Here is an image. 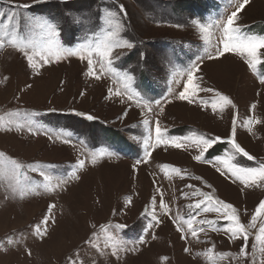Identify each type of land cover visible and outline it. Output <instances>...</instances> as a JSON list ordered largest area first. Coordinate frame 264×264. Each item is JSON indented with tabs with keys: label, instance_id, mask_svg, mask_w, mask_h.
<instances>
[{
	"label": "rangeland",
	"instance_id": "obj_1",
	"mask_svg": "<svg viewBox=\"0 0 264 264\" xmlns=\"http://www.w3.org/2000/svg\"><path fill=\"white\" fill-rule=\"evenodd\" d=\"M236 2L67 0L65 3L62 0H42L33 4V0H15L18 4L32 5L29 10H18L22 15L56 18L55 22L62 26L59 39L65 47H74L89 36L93 41L98 39L107 26L101 19L97 27L95 13L103 14L123 4L125 12L120 17L126 26L124 35L132 39L135 47L132 50L117 49V54L123 52L124 55L114 59L113 66L121 73L132 69L130 74L135 78L132 88L153 101L154 112L147 114L149 125L143 124L145 116L134 102L109 95L110 87L122 89L119 83H114L117 78L112 74L100 80L88 77L85 74L86 61L70 57L44 65L37 75L26 58L11 45L6 43L0 47V115L19 111L18 122L30 119L39 129L35 133L26 127L23 130H0V152L25 163L53 166L48 169L53 183L68 180L54 192L40 188L38 194L21 198L18 193L12 194L7 180L0 178V241L9 237L16 241L15 245L4 244L0 248V264H68V256L78 257L81 253L87 258L85 264L96 261L98 264H251V255L248 259L237 258L242 239L230 241L223 231H213L207 226L199 239L190 235L181 239L182 234L172 222V217L177 215L187 218V214L193 212L187 206L198 198L202 199L192 197V189L186 185H194L204 192L215 190L219 199L239 210L245 225L249 224L252 213L264 199V186L245 188L229 174L217 172L216 169L223 166L215 160V157L227 156L232 151L227 137L231 134L233 115H238L240 122L253 115L264 121V84L259 82L264 65L258 66L257 73H253L236 54H227L214 61L205 60L202 71L196 74L201 78L197 83L228 95L236 105L235 109L228 107L222 113L219 110L213 112L211 103L218 98L210 92L198 93V97L208 100L207 107L201 105L199 99L189 104L173 100L169 95V89L176 94L182 90L186 74L181 73L190 67L197 55L203 54L206 47L198 31L190 25V18L199 16L204 23L223 20L234 10ZM13 10H17L14 5L0 0V11ZM65 13L69 15L65 16ZM72 18L82 19L83 26L73 23ZM177 24L181 27H176ZM238 24L248 32L264 34V0H251L239 14ZM211 30L214 33L212 42L216 44L221 33L215 27ZM24 36H29L27 30ZM141 52L146 53L145 59L141 58ZM165 53L172 64L163 60ZM165 97L170 102L163 105L165 111L160 113L154 101ZM125 110L126 116L123 115ZM77 113L90 114L96 119L89 120L86 115ZM157 118L169 136L183 138L195 131L210 137L220 136L222 140L207 150L203 161L193 159L199 149L189 143L184 148L160 145L150 149L148 162L137 164L144 157L143 140L150 130L154 134ZM57 134L69 138L70 143L57 140ZM236 140L256 158L248 160L238 156L236 162L241 166L254 167L264 161V123L255 125L252 132L238 123ZM100 151L113 155L98 159L96 164L86 162L83 168L76 167L78 159ZM163 165L181 169V175L171 174V179L166 178ZM73 173L80 178L76 179ZM30 175L29 187L44 183L38 174ZM157 188L161 189L170 206L169 215L159 208ZM182 192L189 193V196L184 197ZM153 196L156 197V215L161 220L158 225L149 215ZM49 204H55L52 212L55 223L49 222L48 235L41 238L33 229L48 214ZM217 215L214 212L201 213L197 220L216 219ZM117 224H126L127 227L118 229L115 228ZM149 224L152 227L149 228ZM218 224L225 226L226 222L220 220ZM102 226L120 234V239L129 248L141 235L146 242L139 245V251L107 255L102 247L106 241ZM258 228L259 221L255 228L249 229V254L253 251V243L260 247L255 241ZM92 232L99 237L93 239V245H101L95 251L84 243ZM213 245L216 253L230 252L233 255L216 256L208 261L207 256L212 254L206 250ZM186 247L189 252L184 251ZM96 252L101 255L97 257ZM262 257L264 253L258 252L256 264H261Z\"/></svg>",
	"mask_w": 264,
	"mask_h": 264
},
{
	"label": "snow or ice",
	"instance_id": "obj_2",
	"mask_svg": "<svg viewBox=\"0 0 264 264\" xmlns=\"http://www.w3.org/2000/svg\"><path fill=\"white\" fill-rule=\"evenodd\" d=\"M10 5H14L17 10L4 12L0 11V17H5L0 19V47L5 46V44L11 45L15 50H17L24 58H26L30 68L35 70V74L39 75V69L44 65L51 64L53 62H59L61 60L76 57L81 61L87 62V68L85 74L88 77L94 78L96 80L102 79L108 74H112L117 79L114 83H119L122 86L117 87L115 90L113 88H108V93L110 96L126 98L127 101L134 102L137 108H140L142 114L145 116L143 124L149 125L150 121L147 118L148 113L154 112L153 101L151 99H145L144 96L135 91L132 88L133 80L135 79L131 75L132 69H129L123 73L119 72L116 67L113 66L114 59H120L124 55L123 52L117 54V49L132 50L135 45L132 39L124 35L126 31V26L120 17V14L125 12V6L119 4L115 10L108 9L106 13H100L99 11L95 13V22L97 27H99V22L102 19L103 23L107 26L103 35L98 39L93 41L89 36L87 39L80 43H77L74 47H65L61 44L59 36L61 25L55 22L54 17H48L45 15H22L20 9L29 10L32 5L29 4H18L15 0H3ZM42 0H33V4H38ZM62 2H67V0H62ZM231 3V0H229ZM251 3V0H237L234 10L226 15V18L220 21H211L208 23L203 22V18L193 15L190 18V25L198 31L200 39L206 45L203 54L197 55L194 61L190 62V67H188L184 73L186 74V80L183 81L182 90L178 91V94L173 93L169 89V95H171L173 100L187 101L189 104L196 103L199 99V103L205 107L208 105V100L198 97L199 92H210L214 93L215 97L211 103V108L213 112L219 110L221 113L225 111L226 108L231 107L236 108L232 99L213 88H205L197 83V80L201 79L196 74L202 71V65L205 60L214 61L224 58L227 54L238 55L243 62L248 66V68L253 72L257 73L258 66L264 65V34L251 33L245 28L238 24L239 14L246 9V6ZM65 13V16H68ZM73 23L78 26H83V20L72 18ZM176 27H181L180 24L175 25ZM215 27L221 33V36L216 44H213V29ZM27 30L29 36L25 38L24 32ZM38 30V31H37ZM94 56L97 57L94 59ZM140 56L142 59L146 58V53L141 52ZM163 60L167 61L168 64H172V61L168 59L167 54H163ZM6 79V78H5ZM175 83H180V81H173ZM259 82L264 84V74L259 75ZM30 87V85H29ZM83 95V93H81ZM167 97L162 99H156L154 104L159 108L160 113L165 111L164 104L169 103ZM131 107V104L129 105ZM255 108V105H252ZM78 115H86L87 119H96L95 116L86 113H77ZM27 113L24 114L27 117ZM124 116L127 115V110L123 113ZM21 113L19 111L7 112L4 115H0V130L2 131H12L13 128L17 130H23L25 127L29 132L35 133L39 129L31 122L30 119H26L24 123L18 122ZM241 123L242 126L247 127L249 132L253 131L255 125L264 123L256 116H250L245 121L240 122L238 115H233L232 117V128L231 134L227 137V143L231 146V153L227 156H217L215 160L223 166V168H217V172L222 175L229 174L234 181H238L245 188H254L264 186V161H260L254 167L241 166L236 162L238 156L246 157L248 160H255L256 158L250 155L236 140L237 126ZM52 137L49 136V139ZM57 140H62L64 144L70 143L69 138H62L59 134L56 135ZM222 137L215 136L210 137L205 134H199L193 132L190 136H185L183 138L176 136H169L167 129L162 128L160 120L157 118L155 120L154 134L150 130L147 137L143 140L145 147L143 160H138L136 163H147L151 157L150 149H155L160 145H170L174 148H184L186 144L191 143L199 149V154L195 155L193 159L195 161H203L205 153L208 149L212 148L217 142L221 141ZM113 155L111 152L100 151L98 153L91 154L90 157L85 159H78L76 162V167L83 168L86 162L96 164L98 159H102L105 156ZM210 163V162H209ZM53 166L51 165H41L37 163H25L21 160L13 158L0 152V178L8 181V188L11 190L12 194H19L21 198L37 193L40 188L46 192H54L57 188H60L63 184L68 183V180H57L53 183V177L49 174L48 169ZM135 168V165H133ZM163 174L166 178L171 179V174L180 176L182 170L170 166L163 165ZM36 173L44 181L42 185H33L29 187L31 183V175ZM76 179L80 177L73 173ZM197 180H201L202 177H195ZM207 182L205 181V184ZM186 187L191 188L192 197H202V199H196L192 204L187 207L193 209V212L187 214V218L180 215L172 217V222L176 225L177 231L181 235V239H186L189 235L194 239H199V235L205 231V226L213 231H223L229 238L230 241L242 239L243 244L241 245L237 258L248 259L251 255V264H256L257 253H264V199L260 200L259 204L252 213L249 224L245 225L241 220V214L239 210L232 205L227 203L222 199H219L215 195V190L211 192H204L203 190L196 188L194 185H186ZM208 187H211L210 185ZM243 191V189H241ZM157 193L159 194V208L165 214H170V206L165 202L163 197V192L160 188H157ZM181 195L188 197L189 193L182 192ZM131 201L129 200V203ZM152 211L149 213L152 221L155 224H160L161 220L156 215V197L153 196L151 199ZM55 208V204L48 205V214L40 221L39 224L34 226V234L44 238L48 235V225L49 222L55 223V219L52 216V212ZM217 213L216 219H199L197 217L201 213ZM223 220L226 222L225 226H220L218 221ZM259 221V228L255 234V241L259 243L260 247H257L256 243L252 244V253L249 254V229L255 228L257 222ZM126 224H117L115 228L125 229ZM148 227H152L151 224ZM106 233V241L104 243L103 250L104 253L111 256H119L120 252L126 251H139V245L144 244L146 241L141 235L138 240L132 242V247L129 248L127 243L120 239V234H116L114 231L108 229L107 226H102L101 229ZM93 239H99L96 232L91 233V237L84 241L86 246L92 248L95 251L96 248H100L99 243L93 245ZM153 239L155 236L153 235ZM16 241L12 238H6L4 241H0V248H3L4 244L15 245ZM215 246L210 247L206 250L208 255V261H212L216 256L221 258L232 256L230 252H215ZM185 252H189V248H184ZM30 254V253H29ZM100 252H96V256L99 257ZM162 259H167L163 257ZM68 264H85L87 261L86 257H83L81 253L78 257L76 255H70L67 257ZM93 264H98V261L93 262ZM261 264H264V257L261 258Z\"/></svg>",
	"mask_w": 264,
	"mask_h": 264
},
{
	"label": "bare ground",
	"instance_id": "obj_3",
	"mask_svg": "<svg viewBox=\"0 0 264 264\" xmlns=\"http://www.w3.org/2000/svg\"><path fill=\"white\" fill-rule=\"evenodd\" d=\"M256 4V3H255Z\"/></svg>",
	"mask_w": 264,
	"mask_h": 264
}]
</instances>
